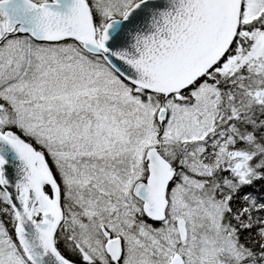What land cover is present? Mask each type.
I'll use <instances>...</instances> for the list:
<instances>
[{
  "label": "snow or ice",
  "instance_id": "obj_1",
  "mask_svg": "<svg viewBox=\"0 0 264 264\" xmlns=\"http://www.w3.org/2000/svg\"><path fill=\"white\" fill-rule=\"evenodd\" d=\"M0 264H264V0H0Z\"/></svg>",
  "mask_w": 264,
  "mask_h": 264
}]
</instances>
